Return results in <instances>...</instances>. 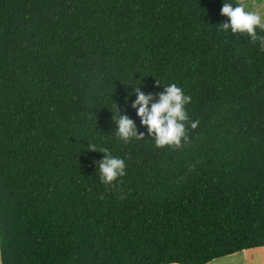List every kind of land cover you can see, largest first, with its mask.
Returning <instances> with one entry per match:
<instances>
[{
  "label": "trees",
  "instance_id": "1",
  "mask_svg": "<svg viewBox=\"0 0 264 264\" xmlns=\"http://www.w3.org/2000/svg\"><path fill=\"white\" fill-rule=\"evenodd\" d=\"M223 3L0 0L2 264H208L264 249V49L221 29ZM171 83L198 125L158 148L134 89L158 100ZM115 103L142 138L117 137ZM103 149L126 162L112 184Z\"/></svg>",
  "mask_w": 264,
  "mask_h": 264
},
{
  "label": "clouds",
  "instance_id": "2",
  "mask_svg": "<svg viewBox=\"0 0 264 264\" xmlns=\"http://www.w3.org/2000/svg\"><path fill=\"white\" fill-rule=\"evenodd\" d=\"M221 14L229 18L220 23L224 32L244 33L253 42H257L261 49H264V36L257 34L258 29L264 31V14L260 11L248 10L244 4L233 7V3H228L226 0H224ZM134 94L136 99L132 102V106L137 109V115L141 117L142 124L147 126L149 136L154 140L156 147H179L182 141L188 139L186 133L188 124L190 123L193 129L197 127L198 121H190L186 110L191 97L186 95L177 84L164 85L158 100H155L156 94H146L139 86L135 87ZM116 109L112 111L115 113L117 137L124 142H129L133 138H142L143 134L139 133L136 122L128 115L122 114L117 104ZM100 151L105 153V157L99 162L101 181L104 184H112L126 174V162L121 157L110 155L107 149Z\"/></svg>",
  "mask_w": 264,
  "mask_h": 264
},
{
  "label": "rangeland",
  "instance_id": "3",
  "mask_svg": "<svg viewBox=\"0 0 264 264\" xmlns=\"http://www.w3.org/2000/svg\"><path fill=\"white\" fill-rule=\"evenodd\" d=\"M248 10L264 14V0H239ZM0 263L2 264L1 249ZM208 264H264V249L248 250L231 256L216 259Z\"/></svg>",
  "mask_w": 264,
  "mask_h": 264
},
{
  "label": "crops",
  "instance_id": "4",
  "mask_svg": "<svg viewBox=\"0 0 264 264\" xmlns=\"http://www.w3.org/2000/svg\"><path fill=\"white\" fill-rule=\"evenodd\" d=\"M1 264V263H0Z\"/></svg>",
  "mask_w": 264,
  "mask_h": 264
}]
</instances>
